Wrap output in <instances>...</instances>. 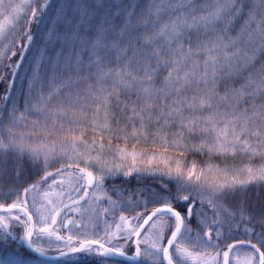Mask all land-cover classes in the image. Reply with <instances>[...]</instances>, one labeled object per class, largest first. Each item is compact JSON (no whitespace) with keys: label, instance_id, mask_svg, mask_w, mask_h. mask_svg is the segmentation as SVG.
Here are the masks:
<instances>
[{"label":"trees","instance_id":"16d2710c","mask_svg":"<svg viewBox=\"0 0 264 264\" xmlns=\"http://www.w3.org/2000/svg\"><path fill=\"white\" fill-rule=\"evenodd\" d=\"M159 2L167 3L168 0H159ZM177 2L179 0H173V3ZM209 2L210 0H184L185 4H193L197 8ZM152 3L153 0H5V4L19 6L20 11L13 12L12 9H8L7 12L3 13L11 15V21H16V25L8 27L9 30L6 34L9 36H4L5 45L0 48L3 53V58L1 57L0 60V77H2L0 79V111L4 108L1 102L5 95L16 96L19 110L21 112L28 111V119L37 118L42 121V124L48 125L49 123L54 131L60 133L73 128L78 116L83 115L84 111L92 118L91 109H94L92 107L94 104H104L107 107V104L110 103L112 110L117 114L108 109L104 116V121L107 119L112 121L108 122L110 125L108 135L111 138L109 142L115 146L116 150L118 147L128 148L130 154L128 159L122 162L125 171L123 174L104 179V188L109 190L116 205L119 203V207L114 212L111 214L107 212L106 215L109 217L107 221L112 223L110 229L114 232L117 231V225L123 227L120 220L121 215L127 217L129 221L138 214L144 215L143 218H145L155 208L159 207V204L154 203L144 209L142 202L144 198L150 200V193L159 191L168 181V177L159 175L157 171L163 167H166V171L169 167L174 170L176 167L174 158L182 157L185 171L195 161L198 172L200 169H204L208 180L218 182L231 179V176L224 177L216 173H209L207 171L209 165L219 166L221 169L241 168L245 165H251L254 168L264 166V156L259 153L256 155L244 153L227 156L209 155L207 150L202 152L193 149L184 150L177 146V144L183 145L184 143L198 144L201 139H210L209 136L201 137L198 131L195 136H190L187 126H190L192 122L202 127L204 120L210 114L218 112L222 115L227 114L224 119L217 117L219 126H223L230 123L228 117L231 115H238L245 110L250 114L254 105L264 104V94L256 92L255 96L251 95L256 85L253 83L249 86L248 83L250 79L259 80L260 70L264 66V50L259 49L258 40L249 45V37L245 34L249 9L258 4L259 0H240L241 11L230 20H221L215 25V32H220L223 29L227 37L237 41V49H247L245 55L250 56L251 59L246 61L245 56H241L238 60L233 61L232 67L223 69L214 86L218 95L214 97L212 109H209L207 105L200 106V99L209 88L213 87L211 84L205 85L202 81L198 84L193 83L178 93L170 88H165V77L167 76L165 70H161L154 77L151 85L153 92L151 98L147 100L145 95L138 90L136 84L125 87L124 84L115 83L114 72L105 77L102 83L97 82V68L90 62L89 57L91 55L90 45L101 31L109 40L115 37L122 41L120 47L128 49L127 55L119 60L117 54L114 51L111 52L110 58L103 63L105 71L118 69L123 63L131 61L132 67L127 71L131 72L132 77H135L139 82L142 79V71L136 69L145 63L155 67V57L151 55L150 49L156 45L146 46L144 51L137 52L133 57L134 50L139 49L143 43L138 40V36L143 35L146 28L140 22V17L146 13L148 6ZM45 5L47 6L45 7ZM33 8L37 11L35 18L32 17ZM42 8L43 11H41ZM181 11L183 10L181 9ZM174 14L173 11H165L160 17L161 22H166L169 16ZM29 20L32 22L29 23ZM0 22H2L1 18ZM147 27L151 28V25ZM252 27L254 28L255 24ZM28 34L33 37L31 42L27 40ZM190 35L193 40L198 37L206 39L214 35V32L211 29L207 32L204 29H200L199 32L193 29ZM158 43L161 46V55L163 56L167 46L164 45L162 38ZM253 49H256L254 54ZM13 65H18V67L13 68ZM187 67L190 68L191 63ZM13 72H15V76L12 75ZM35 77H39L40 80L34 86ZM53 77H55L57 84L61 81L68 84V80H73L71 85L68 84L67 87L59 89L58 96L60 93L62 97L69 93L77 94V98L73 97L74 99L71 100L74 108V111L71 112H58L56 110L58 104L51 101L54 104L52 110L56 114L66 117V125L57 122L55 114L51 113L50 110L44 109L38 112L32 107V105L41 107L40 96L37 93L38 89H36L38 83L44 85L46 91H52ZM73 88L75 92L70 91ZM241 90L244 92V96L237 101L232 93ZM108 93L111 95H107ZM226 93L228 94L227 97L221 99V97H225ZM75 94L73 95L75 96ZM106 95L107 99H105ZM193 97H195L194 101ZM188 102H192L194 106L189 107ZM148 105L151 107L149 108ZM82 107L83 112H81ZM177 107L182 113L184 127L179 120H175V117L180 116L175 114L174 110ZM134 108L139 115L133 114ZM141 109H145V111L141 112ZM148 112L152 114L151 119L148 118ZM170 112L173 115L171 118H167V114ZM141 117H143L145 125L143 129ZM158 118L162 122L155 123ZM121 119H132L135 120L136 124L129 123L130 127H124L119 121ZM251 126L259 127L260 131L264 132V126H261L258 119L255 125ZM132 130H137L138 139L130 137L129 132ZM158 130L162 133L159 134ZM119 131H123L124 135H121ZM88 135L93 136L94 132L90 131ZM158 141L163 144H155ZM28 143L37 144L31 138ZM252 143L255 144V138H252ZM112 152L105 155L110 156ZM13 156L14 154H10L7 157L10 162L6 168L0 167V203H11L17 197L24 200L26 195L35 188L30 189L27 194L24 193L23 189L28 188L34 182L41 181V177L45 174L43 170L38 172L37 169L32 168L25 172L23 178L17 179ZM133 156L135 163H133ZM57 159L59 162H56ZM66 161H70L68 156L57 152L51 163L54 168L48 171L51 175L47 179L57 174L58 169L61 170L59 172L61 173L68 167L72 168L70 165H60ZM44 182L39 183V185ZM85 185L87 188L88 184ZM89 190L91 189H88L87 195L84 194L83 198L89 197ZM246 190L245 197L251 205L250 208L258 209L261 198L264 197V184H251ZM6 195H10V199L5 200L3 197ZM198 206L199 204H197ZM207 211L212 219L210 227L216 231V226L213 225L212 221L218 220V218L217 216L214 217L210 206L207 207ZM25 218L22 216V219ZM163 219L167 220L168 217ZM195 219L191 221L192 226L202 231L203 229L195 222ZM153 222L158 221L154 220ZM24 228L23 224L11 221L8 231L12 235L6 239L3 230H0V249L37 258L25 248ZM47 228L51 232L56 230L54 226ZM220 228L225 232L228 224L222 225ZM256 231L259 232L260 229L257 228ZM147 234L148 232H145V235ZM245 235L246 233L242 229L233 231L225 241H219V252L227 251L229 244L248 240ZM141 239L143 241V237ZM253 243H257L256 240H253ZM141 249H145L143 242ZM250 250L252 249L250 248ZM125 251L128 254H134V238L130 240V248L125 249ZM81 255L84 254L79 253L74 256L79 258ZM101 262L131 264L101 256H93L83 261L77 260L75 264H100Z\"/></svg>","mask_w":264,"mask_h":264},{"label":"snow or ice","instance_id":"6c2138e0","mask_svg":"<svg viewBox=\"0 0 264 264\" xmlns=\"http://www.w3.org/2000/svg\"><path fill=\"white\" fill-rule=\"evenodd\" d=\"M47 5H45L46 7ZM12 9L13 12H19V6L5 4V0H0V14ZM181 9L183 11H181ZM43 11V8L41 9ZM165 11H173L175 14L170 15L166 22H161L160 17ZM241 11L240 0H210L208 4L197 8L193 4H185L184 0H179L173 3V0H168L167 3L153 0L147 8L144 15L140 17V22L146 26L143 35L138 36V40L143 43L139 49L134 50L133 57L137 52L144 51L146 46L156 45L151 47V55L155 57V67L151 64L145 63L141 65L137 71H142V79L138 82L135 77H132L131 72L127 70L132 67L131 61L123 63L118 69H103V63L110 58V53L115 52L117 59H121L127 55L128 49L120 47L122 41L113 37L109 40L103 31H101L94 42L91 43V55L89 60L97 68V82L102 83L104 78L115 73V83L124 84L129 87L131 84H136L138 90L141 91L146 100L151 98L153 88L152 81L161 70L167 71L165 77V88H170L176 92H180L185 87L193 84L203 82L205 85L211 84L213 87L209 88L200 99V106L207 105L209 109L213 107V100L218 94L215 92V84L217 78L222 73L223 69L233 66V61L238 60L241 56H245V60L251 59L246 56L247 49L241 50L236 48L237 41L224 34L223 29L220 32H215V25L218 21H228ZM37 11L32 9V17L35 18ZM29 23L32 21L29 20ZM255 24L253 28L252 25ZM151 25V28L147 26ZM204 29L206 32L212 30L214 35L195 40L190 35L191 30ZM2 31V28H0ZM245 34L249 37V45L255 41H259V49L264 50V0H259L258 4L253 5L249 9V16L246 21ZM163 39L166 49L164 55H161V46L158 41ZM32 35H27V40L31 42ZM256 49H253V54ZM203 57V59H201ZM191 63V67L187 65ZM18 65H13V68ZM202 69V71H201ZM183 73V75H181ZM15 76V72L12 73ZM130 78V79H129ZM2 79V77H0ZM53 79V90L45 97L41 94V107L32 105L36 111H43L52 96L58 94L59 89L67 87L71 83L65 84L64 81L55 83ZM249 86L255 83V88L251 95L255 96L256 92L264 94V66L260 70L258 81L249 80ZM107 95H111L108 93ZM107 95L105 99H107ZM221 97L225 99L227 97ZM233 96L237 101L244 96V92H233ZM9 97L5 95L4 99ZM195 97H193V101ZM183 103V101H182ZM189 107L194 106L192 102H188ZM99 107V105H97ZM150 108L151 105H148ZM107 110V109H106ZM61 113L64 111L59 109ZM145 109H141V112ZM176 115L181 116V123L183 125V116L180 108L175 110ZM134 115H139L135 108ZM151 112H148V118L151 119ZM172 112L167 114V118H171ZM227 114L214 113L210 114L205 120L202 127L192 122L187 126V131L190 136H195L197 131L201 137L209 136L210 139H201L198 144L192 143L183 145L177 144L184 150L193 149L195 151L207 150L209 155H236L244 153L247 155H256L259 153L264 156V132L260 131L259 127H253L256 120L261 122L264 126V104L253 106L252 112L249 114L247 110L236 115L233 114L228 117L230 123L219 126V119H224ZM23 114H21V117ZM16 112L13 109L7 127V138H0V167H7L9 164L10 154H14L15 162V176L17 179L24 177L26 171L32 168L44 171V176L41 181L34 182L23 191L27 194L30 189L37 188L39 183L46 181L51 175L47 168L53 162V157L56 156L55 147H49L44 143L32 144L27 143L23 136L19 138L13 137L12 128L15 126ZM141 127H145L143 117H141ZM135 135V132H133ZM252 138H255V144L252 143ZM75 139V138H74ZM187 139V138H185ZM123 151V150H122ZM176 160V167L173 170L168 168L162 175L168 177V181L159 189V191L151 192L152 202L159 204L146 218L139 214L131 219L136 223H129V219L121 215L120 220L124 225L123 230L121 226L117 225L116 233L106 234L105 237H97L95 239L89 238L85 235L83 238L68 236L65 241L67 251L57 249L60 257L69 256L72 254L93 251L101 257H115L126 256L124 244L117 239L119 233H123L124 243L135 237V256L141 255V243L150 246V250L145 252L150 258L159 260L160 264H187L190 259H197L201 264H219V257L221 252L217 251L215 256H193L191 249L201 246L217 247L213 243V228L208 227L207 231L200 232L195 237L192 236L193 229L190 224L196 218L197 204L204 209L210 206L211 211L215 216L223 214V220H213V225L216 226L215 239L219 240L222 232L220 227L228 224L229 230L232 225L238 229L241 224L244 225V231L249 235V239L245 241H237L235 244H229L228 250L223 251V264H229V253L235 247H250L253 251L248 255L245 264H264V197L261 198L258 209H251L246 202L240 198L246 195V189L249 185L255 183L264 184V166L254 168L251 165H245L241 168H225L221 169L219 166L209 165L207 171L209 173H216L224 177L231 176V179L223 181H210L205 175L204 169L197 171V164L192 162L187 171L184 170L182 157L174 158ZM56 162H59L57 159ZM99 161L97 160V163ZM87 163V161H86ZM133 163L135 157L133 156ZM27 165V168H25ZM77 169L81 174L87 176V184L90 187L101 188L103 183V175H94L93 172L86 168ZM61 170H57L59 174ZM127 174V173H126ZM87 195V192H85ZM47 198L48 194H44ZM231 197L232 207L226 210L224 205L220 203L221 200ZM5 200L10 199V195L3 197ZM51 203V201H49ZM28 201L25 198L20 200L17 197L11 203H0V230H3L6 239L12 233L8 231L10 222L15 221L18 224H23L24 236L28 242L29 248L40 256H48V252L42 245H37L33 242L32 236L36 231V224L33 223L32 214L28 210ZM219 209V211H217ZM54 211L58 210L54 209ZM22 214V215H21ZM200 216L204 212L199 213ZM22 216L26 219L22 220ZM168 217L167 220L163 219ZM143 220L140 223V220ZM158 222H153V221ZM52 223H55V216L52 217ZM148 226L146 228L145 226ZM260 231L257 232L256 229ZM145 232H149L148 236ZM39 234H47L49 236L54 233L49 231L47 227L39 228ZM143 237V241L142 238ZM57 240H63L64 237L56 236ZM116 242L113 243L112 240ZM253 239L257 243H253ZM77 241V245L73 241ZM0 264H29V261L18 253H8L4 257H0Z\"/></svg>","mask_w":264,"mask_h":264},{"label":"rangeland","instance_id":"374dc122","mask_svg":"<svg viewBox=\"0 0 264 264\" xmlns=\"http://www.w3.org/2000/svg\"><path fill=\"white\" fill-rule=\"evenodd\" d=\"M0 18L2 20V22H0V28H2V31H0L1 48L3 45H5L6 39L4 36L7 35L6 32L10 27L16 25V21H11V15L6 14H3L2 16L0 15ZM2 54L3 53L0 51V60L1 57L3 58ZM34 80L35 86L37 81L40 79L39 77H35ZM69 85H71V83ZM36 89H38L37 93L40 97L41 94L47 97V94L50 92V90L46 91L44 85L39 83L38 87L36 86ZM75 89H77V87H75ZM70 91L75 92L74 88ZM73 94L75 93L66 94L65 97H62L61 93L59 94V96L58 94H56L52 96L51 100L45 107V110H50L51 113L55 114L57 122L61 124L66 125V117L56 114L52 109L54 108V104H58L56 106L57 111L61 108L64 111H74L71 100L77 98V94H75V96ZM8 97L9 98L7 100H5L3 97L1 102L4 108L0 111V138H7L8 132L6 126L9 124V117L13 109H15L17 119L15 121V126L12 128L13 137L19 138L20 136H23L25 141L29 142V139L31 138L37 144L44 143L49 147H55L56 153L61 152L62 154L67 155L70 159V161H66L65 163H61L60 165L72 166V168H69L67 166L68 168L62 170L61 173L54 174L44 183H42L26 195L29 212L33 216V223L36 224V231L34 232V236L32 239L33 242L37 245L44 246L48 253H58L57 249L67 251V248L65 247V241L70 235L79 238H83L85 235H87L89 238L95 239L97 237L103 238L106 234L113 233L114 231H111L110 229V225L112 223L107 221L109 217H107L106 215L107 212H109L110 214L114 212L117 207H119V203L116 205L113 197L109 193V190L104 188V179L119 176L125 172L122 162L128 159L130 151L126 147H118V149L116 150L114 148L115 146L110 144L109 142L111 138L108 135L110 133V125L108 122L112 121L110 119V121L108 119L106 120L107 122L104 121V116L106 114V109H109L111 112L113 111L110 103L107 104V107L104 106V104H94L92 106L94 109H91L92 118L86 111H84L82 107L81 112L84 111L83 115L78 116L76 122L74 123V127L67 131H61L60 133L59 131H54L51 127V124L49 123L48 125L42 124V121L37 118L28 119V111L21 112L19 110L17 97L12 95H9ZM51 101H53L54 104L51 103ZM97 105H99V107H97ZM21 114H23L22 117ZM175 120H179L181 123V116L175 117ZM119 121L122 122V125L124 127H130L129 123H131L132 125L136 124L135 120L132 119H121ZM157 122L162 121L158 118L155 123ZM90 131L94 132L93 136L88 135ZM133 132H135V135H133ZM119 133L121 135H124L123 131H119ZM129 133L131 134L130 137L138 139L137 130H132V132ZM158 133L160 134L162 132L159 131ZM155 144L162 145L163 143L158 141L155 142ZM111 152L112 154L110 156L105 155ZM54 158L55 157H53V160ZM97 160L99 161L98 163ZM76 164H79V168H86L88 169V171L93 172V174L96 176L103 175L104 178L102 187L96 188L87 186L86 188L85 184H87V176L80 173V171L76 167ZM53 168L54 166L50 164V166L47 168V171H50ZM165 171L166 167H163L157 172H159V175H162V173ZM256 184L260 183H255L252 185ZM88 189H91L89 190V197L83 198V195L88 191ZM45 193L48 194L47 198H45L44 196ZM245 196L246 195H242L240 199L246 202L250 208L251 205L246 200ZM150 198V200H146L144 198V201L142 202L144 209L148 207V205L154 204L152 202L151 196ZM49 201H51V203H49ZM220 203L224 205V208L226 210H230L233 202L231 197H229L221 200ZM54 209L58 210L59 214H57V211H54ZM201 211L204 212L203 216L199 215ZM217 211H219V209ZM196 212L197 215L195 222L199 224L203 230L200 231L198 229H195L192 224H190L191 228L193 229V237H195L200 232L207 231L208 227H210L211 225L210 221L212 220L209 217L207 208L202 209L200 206H198L196 208ZM53 216H55V223H52ZM140 216L144 217V215ZM217 218L218 220H223L224 216L223 214H221L217 216ZM142 221L143 220L141 219L139 222L142 223ZM129 223L134 224L136 223V221L130 219ZM49 226H54V229H56L52 231L54 232L53 235L49 236L47 234H39V228ZM123 228L124 225L121 230H123ZM240 229H242V231L245 233L243 224H241L238 229L235 227V225H232L231 230H229L228 226L225 232L220 228L222 235L220 236L219 240L215 239L216 231H213V243L217 245V247H195L191 249L193 251V256H215L216 252L219 251V241H225L230 237V234L233 231H239ZM116 232L117 231H115L114 233ZM149 234L150 233L148 232L146 236H148ZM226 234L228 235L227 237ZM57 235L64 237V239L57 240ZM245 236L247 237V239L250 238L248 234H246ZM117 239H119L120 242L124 244V250L130 248V240L126 244L124 243L122 231L117 235ZM112 242L115 243L116 240L113 239ZM73 244L78 246L76 240L73 241ZM148 250H150V246L145 244V249H142L141 252V260L137 264H160L159 260L150 258L145 255V252ZM8 253L14 252H7L3 249H0V257H4ZM222 253L223 252H221V256L218 258L219 264H223ZM251 253L252 250H250L249 247H235L229 253V264H245L248 255ZM83 254L84 255H81L79 258L73 255L61 261L55 262L44 261L28 256L24 257L29 261V264H75L77 260L83 261L93 256H99L95 253V250L85 251L83 252ZM127 255L132 256L133 254L127 253ZM100 264L114 263L101 262ZM187 264H201V262L194 258L188 260Z\"/></svg>","mask_w":264,"mask_h":264},{"label":"water","instance_id":"95a60500","mask_svg":"<svg viewBox=\"0 0 264 264\" xmlns=\"http://www.w3.org/2000/svg\"><path fill=\"white\" fill-rule=\"evenodd\" d=\"M150 214V213H149ZM33 217V216H32ZM147 217V216H146ZM145 217V218H146ZM143 222V221H142ZM147 227V225L145 226ZM33 236H34V233H33ZM33 236H32V239H33ZM134 241H135V237H134ZM25 248L30 252L32 253L35 257L41 259V260H44V261H61L65 258H68L70 256H73V255H76V254H79V253H76V254H72V255H69V256H65V257H60L57 254H48V256H40L38 253H35L32 251L31 248H29L28 246V242L27 240L25 239ZM134 246H135V243H134ZM85 252V251H84ZM80 253H83V252H80ZM107 258H111V259H115V260H118V261H122V262H125V263H131V264H134V263H138L140 260H141V255L139 257H136L135 256V251H134V254L132 256H129V255H126V256H115V257H107Z\"/></svg>","mask_w":264,"mask_h":264}]
</instances>
